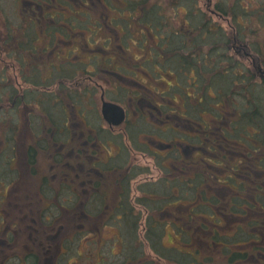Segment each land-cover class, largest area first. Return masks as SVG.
Segmentation results:
<instances>
[{"label":"trees","instance_id":"obj_1","mask_svg":"<svg viewBox=\"0 0 264 264\" xmlns=\"http://www.w3.org/2000/svg\"><path fill=\"white\" fill-rule=\"evenodd\" d=\"M161 1L166 2L164 9ZM30 2L37 5L30 13L35 16L22 20L18 27L9 26L7 32L13 35L1 43L12 50L5 54L23 67L26 59L21 56L36 51L33 41L39 32L48 40L46 46L70 45L68 55L49 74L58 80L59 87L65 86L62 80H72L75 75L93 85H80L82 91L75 87L48 90L53 82L45 77L44 83L33 68L32 78L19 74L15 85L0 74V91L7 90L11 104H0V126L17 127L21 107L29 103L40 110L42 85L49 87L43 94L44 107H51L49 101L53 102L50 116L54 118H64L66 109L79 110L82 104L90 103L84 97L99 87L113 101L132 105L134 116L130 117L135 119L131 121L128 116L124 123L129 146L120 133L95 127L102 143L120 146L110 154L112 161L128 156L131 148L141 147L139 150H147L160 172L139 182L137 178L150 175V169L137 168L134 163L129 167V161L111 165L121 174L116 199L119 212L98 214L101 220L105 217V224L116 226L122 239L123 264L138 260L152 264L151 256L168 264H264V70H259L264 58L257 57L261 53L251 52L248 60L236 59L226 48L230 32L226 34L221 27L218 33L224 39L223 51L216 43L205 49L204 37L211 38L212 43L218 33L214 35L206 24L202 27L201 16L197 18L195 13L185 18L182 28H174L169 4L191 13L195 0ZM234 8L228 11L215 5L214 11L230 12L234 22L236 15L242 21L257 17V8L252 14L243 11L246 18ZM113 12L116 15L111 18ZM117 21L122 29L114 36L111 25L116 27ZM128 36L134 37L135 55L127 47ZM46 50L43 47L42 54ZM238 66L242 73L236 70ZM139 73H144L145 80ZM163 76L169 78L164 81ZM22 84L32 86L31 91ZM0 130L2 141H17V132L7 137V129ZM139 133L150 137L148 144L140 142ZM10 148L6 150L16 157L17 146ZM135 208L141 210L136 212ZM167 231L172 241L165 244ZM144 246L149 254H145Z\"/></svg>","mask_w":264,"mask_h":264},{"label":"flooded vegetation","instance_id":"obj_2","mask_svg":"<svg viewBox=\"0 0 264 264\" xmlns=\"http://www.w3.org/2000/svg\"><path fill=\"white\" fill-rule=\"evenodd\" d=\"M208 1V17L217 18L231 30L226 48L232 50L238 60L239 57L246 60L252 58L249 45L244 42L246 39L239 38L243 35L236 26L242 25L238 21L239 17L236 15L234 22L228 12L211 9V0ZM251 19L245 21L246 25ZM59 84L53 83V90L59 91ZM42 88V108L47 119H41V124L30 125L32 118L28 125L18 129L9 125L0 126L7 129V137L17 132V141L1 140L0 147L4 150L10 147L14 149L15 146L23 148L21 157L2 158L3 150H0V264H106L102 252L105 240H96L98 252H91L88 245L90 241L86 238L88 236L82 234L95 233L94 225L107 226L105 217L104 220H98L99 212L106 215L119 212L116 203L120 195L118 178L121 174L116 172L117 167L111 168L116 159L112 161L109 153L105 159L99 158L98 145L101 144L94 136V129L88 128L84 135L83 132L79 133L83 130L74 128L72 116L75 115H70L67 109L64 118L56 115L57 121L46 125L43 120L51 121V118L44 108L43 94L49 87L42 85ZM99 127L112 132L119 129L123 132L126 145L125 130L106 126L103 121ZM79 139H82V143ZM114 145L117 152L120 146L116 142ZM100 153L103 155L105 148ZM39 158L45 164L42 165ZM117 160L126 162V158ZM43 167L46 169L42 170ZM111 227L117 231L115 225ZM82 238H86V242L84 249L79 252ZM116 243L120 245L117 253L120 256L122 239L118 231L114 238ZM108 264L114 263L108 261ZM117 264H123L122 260ZM136 264H141V261L138 260Z\"/></svg>","mask_w":264,"mask_h":264},{"label":"rangeland","instance_id":"obj_3","mask_svg":"<svg viewBox=\"0 0 264 264\" xmlns=\"http://www.w3.org/2000/svg\"><path fill=\"white\" fill-rule=\"evenodd\" d=\"M154 1H156V0H154ZM165 1H169V0H165ZM26 3H28V4H26ZM208 3H209L208 0H195V6H193L194 9H191V13L181 6H179L178 8H175L174 6L170 7L171 3L170 4L168 3L169 4L168 11H169V13H171V15H169V17H170L169 20L172 22V25L174 28L179 29V28L183 27V23L185 22V18L187 19V17H189L190 15L195 13L197 18H199V16H201V18H200L201 20L199 19L201 21L200 25L202 24V27H203L204 24H206L205 25L206 28H210L214 35L216 32L217 33L220 32V27L222 28V30H224V32L226 34H228V32L231 30L228 28V26L224 22L217 20V18L211 17L209 22L205 21V19L208 17V16H206V14L208 13L207 12V4ZM114 4L119 5L115 1H114ZM161 4L162 5L160 7L162 9H164V7H166V6L163 4H166V2L161 1ZM215 5H218L219 8H222V9L226 8L228 11L232 10L235 6H237L235 8H236L238 15H242L243 11H246V13L252 14L251 10H253V9L256 10V8H257V10L254 12V14L257 13L256 18H252L250 23H248L247 25H246L245 21H242L241 18H238L239 23L242 25H236V26L239 27V29H242L243 35H241L239 38L240 39H246V40H244V42L249 45L248 47H249L250 51L254 55H259V54H256V52L261 53L257 57L259 59H261L263 56V58H264V0H211L210 1L211 9H214ZM187 7H188V5H187ZM36 9H37V5L35 3H31L30 0H0V74L3 76L4 81L8 80L9 82H11L12 85H15L14 80L20 81L19 74H21L27 78H29V76H30V78H32L31 73L33 71H38V78L40 79L42 77V79H44L46 76H48V73L51 71V68L52 67L55 68L56 66H58L62 62L61 61L62 58L67 56L68 52L70 51V49H69L70 45H68V44H67L68 49L66 47H64L66 45H61V43L57 47H53L52 45L46 46L48 40L42 39V34L37 32V33H35L36 36L34 37L35 39L33 41L35 43L34 46L36 47V51L33 53L31 51H28V52H26V54H23L21 56L22 58L26 59V61L23 63V67L19 66L18 63L12 58V56H10L9 54H5V51L10 50V49L12 50V48L10 46H7L6 44L1 43V41L4 40L7 36L10 38L13 35V33H11V35H10L7 32V29L9 28V26L14 25V27L15 26L18 27L22 20H24V19L27 20L30 17L33 18L35 15H30V13H31V11L35 12ZM228 14H230V12H228ZM115 15H116V13L113 12V13H111L110 16H111V18H114ZM127 15H128V13L124 14L123 17L127 16ZM107 17H109V15H106V17H105L106 19H109ZM242 18H246L245 14L242 15ZM117 24H118V21H117ZM187 24L190 27L192 26L191 23L187 22ZM218 24L220 25V27H218ZM188 25L186 27H188ZM111 27H114V29H115L112 31L114 36H115V34L120 35V31L122 29V26L120 25V23L116 27H115V24H114V26L112 24ZM197 28H196V30H197ZM206 28H203L202 31L205 32ZM244 28L247 31H245ZM133 33H135V32H133ZM194 33L196 34L197 32L195 31ZM230 36H231V32H230ZM32 38H33V35H32ZM212 39H213V42L210 43L211 38L206 39V37H204V40L202 43H203V45H207L204 48L207 49L208 46H212L213 44L216 43V44H220L218 50L220 52H221V50L223 51L224 48H223V46L221 47V45H222V42L224 41V39H222L219 36V33L217 36H213ZM132 40H134V37L128 36L126 38V44H127V47L131 51L130 53L132 55H135V53H137V51H136L134 44L132 43ZM11 43H14V41L11 40ZM13 47L15 48L14 45H13ZM43 47H45L47 49L44 54H42V48ZM226 52H228V51H225V53ZM143 53L146 54L145 51H143ZM69 55L72 56V54H69ZM141 55H142V52H141ZM213 55H215V54L213 53ZM16 57H18V55H16ZM27 62H29V63H27ZM261 63H262V64H260L261 68L259 70L263 71L264 70V61L262 59H261ZM32 68H33V71H32ZM236 70H239L238 72L242 73L243 68L238 66V69L236 68ZM139 76H141L142 80H145L144 73H139ZM166 78H169V77L163 76L164 81H166ZM167 80H169V79H167ZM171 80H170V82H172ZM73 81H75L73 83L74 87L79 89V90H81L79 88L80 85H85L86 88L91 87V85H93L91 81H83V80L80 81L77 78V75H75V77L72 80L69 79V80L65 81L64 82L65 86L61 87V89L65 90V91L70 90L72 88L71 82H73ZM99 81L102 82V80H99ZM76 82L78 83L77 85H76ZM167 82H169V81H167ZM22 85L25 86L26 89L32 88V86H29V85H25V84H22ZM21 90H23V89H21ZM50 90H53V85L50 87ZM6 91L7 90H4V92H2V90L0 91V101H1L0 104H2V105L4 104L5 107H10L11 104L8 103V101H7L8 100V97H7L8 93ZM29 91H31V89ZM37 96L39 97L38 94H37ZM105 96H106L105 98H108V100H112L107 95L106 92H105ZM84 101H88V102L90 101V104H91L90 108L92 110V113L90 114L88 112L87 106H83V107L79 108V110L82 111L79 113L81 115L84 112L85 115H88L85 117V120L88 121V117H89V121L91 122L88 125L89 129H94L97 131V129L99 128L98 125L99 124L101 125V123H102L100 116H99V107H100L99 90L97 89V91L93 92V93L90 92L87 96L84 97ZM49 104L51 107H47L48 111L51 108L55 107L52 101H49ZM122 106L126 109L128 116H129V119L131 121H134L135 118L130 117V116H134V114L131 112V110H133L132 105L129 106L125 102L122 104ZM41 110H42V108H41ZM34 114H37L36 109L34 108V103H29L28 106H22L20 113H19V117H18L19 119H18L17 129L20 126L25 127L26 124L28 125L30 117ZM42 118L43 119L46 118L44 112L42 114ZM72 118H73L74 126H77V128L79 130H83V131H79V133L83 132V135H84V131L86 132L88 127L87 128L84 127V125L81 121L78 122L77 119L75 118V116H72ZM1 119H0V121H2ZM7 120H9V119H7ZM43 122H45V121L43 120ZM32 124H34V125L40 124V119L38 117L34 116L30 125H32ZM5 126H7V125H5ZM74 128H76V127H74ZM121 130L124 131L125 128H122ZM113 132L120 133L121 136H123V132L121 133L119 131V129L114 130ZM102 135H103V133H102ZM20 136L23 137L22 134H20ZM2 137H3V135H2V132L0 130V141L2 140ZM149 138L150 137H146L145 134L142 135L139 133V140L141 143H147L148 144L147 140ZM30 140H31V138H30ZM81 140L82 139H79L80 142H81ZM91 140H93V139H90L89 141H91ZM127 141H128V138H127V140L125 139V142H127ZM141 143H140V145H142ZM18 147L16 148L17 156L21 157L22 156L21 148H18ZM116 148L117 147H116V145H114V142H111L108 145V147L105 149V153L103 155L100 152H98V156H100L99 158L105 159L106 154H108V153L111 154L113 151H115ZM140 148L141 147L131 148V150L129 151V154L127 156L126 163L129 160L130 163H134L135 165H137V167H142V169L143 168L150 169V175H147L144 173V174L139 176V182H142V181H146L147 179H150L151 176H153L152 178L158 176L160 174V172L154 166L153 159L151 158V155L146 153L147 150L145 152H142L141 150H139ZM0 150H3V152L1 153V156L6 154V150H4V148L0 147ZM9 152H10V150H9ZM118 159H120V157ZM39 161L42 162V159L39 158ZM43 164H45V163L42 162V165ZM125 166H126V164H125ZM44 169H46V167L42 168V170H44ZM131 187H132V189H134V181L131 182ZM0 190H1V188H0ZM139 210H141V209L135 208L136 212ZM141 216L143 218L142 213H141ZM94 227L97 230V233H92V234L89 233V235L81 233L83 236H88L86 238H87V240L90 241V244H88L89 250L91 252L97 253L98 250H97L95 242H96V240L101 241V239H103V240H105V244L102 247V252H103V255H105L103 257L106 261V264H108V261H113L114 264H117V262L118 263L121 262V260L119 259L120 257L117 254L119 249H120V245L118 243L114 244V238H115V235L117 232L116 229L112 228L110 225H107L105 227L102 225V226H100V228H97V226L94 225ZM138 229H139L138 237L141 238V236L143 234L142 233L143 232L142 227L138 228ZM86 238H82V240H80L81 244H80V247L78 250L79 252H81L84 249V244L86 242ZM170 241H172L171 235H170V232L167 231L165 234V237L163 238V242L165 244H168ZM143 250H144L145 254L150 253L149 249L146 246H144ZM113 254H117V255L114 256ZM94 257L97 258V256H95V255H94ZM148 258L151 260L152 264H168L166 262L163 263L162 261L158 262L155 258H153V256L148 257Z\"/></svg>","mask_w":264,"mask_h":264},{"label":"water","instance_id":"obj_4","mask_svg":"<svg viewBox=\"0 0 264 264\" xmlns=\"http://www.w3.org/2000/svg\"><path fill=\"white\" fill-rule=\"evenodd\" d=\"M100 112L103 119L109 125H114V126L121 124L125 116L124 110L121 106L109 101H105L103 97H101Z\"/></svg>","mask_w":264,"mask_h":264}]
</instances>
